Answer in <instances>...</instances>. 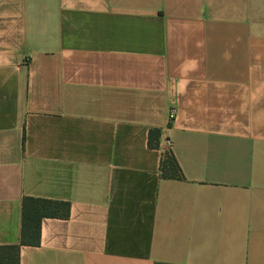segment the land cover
<instances>
[{"label":"crops","instance_id":"crops-1","mask_svg":"<svg viewBox=\"0 0 264 264\" xmlns=\"http://www.w3.org/2000/svg\"><path fill=\"white\" fill-rule=\"evenodd\" d=\"M23 196L19 264H264V0H0V245Z\"/></svg>","mask_w":264,"mask_h":264},{"label":"trees","instance_id":"trees-1","mask_svg":"<svg viewBox=\"0 0 264 264\" xmlns=\"http://www.w3.org/2000/svg\"><path fill=\"white\" fill-rule=\"evenodd\" d=\"M159 131H149V143L157 139ZM161 177L182 179L183 174L172 151L163 153L160 161ZM70 204L67 201L23 196L21 200V221L19 241L0 245V264H19V250L23 245L37 246L40 242L41 221L44 218H67Z\"/></svg>","mask_w":264,"mask_h":264},{"label":"built area","instance_id":"built-area-1","mask_svg":"<svg viewBox=\"0 0 264 264\" xmlns=\"http://www.w3.org/2000/svg\"><path fill=\"white\" fill-rule=\"evenodd\" d=\"M173 117H174L173 110H170L168 113V119L171 120V119H173ZM168 143H169V141H168Z\"/></svg>","mask_w":264,"mask_h":264}]
</instances>
